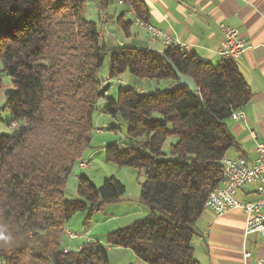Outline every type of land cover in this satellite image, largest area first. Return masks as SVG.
Here are the masks:
<instances>
[{
	"label": "trees",
	"instance_id": "trees-1",
	"mask_svg": "<svg viewBox=\"0 0 264 264\" xmlns=\"http://www.w3.org/2000/svg\"><path fill=\"white\" fill-rule=\"evenodd\" d=\"M90 1L0 0V73L11 80L3 95L14 125L0 133V233L13 238L0 241V264H108L110 248L130 249L148 264H199L193 225L222 181L226 151L236 145L225 120L250 101V88L235 61L212 64L169 45L163 54L193 78L197 94L178 86L160 52L100 31L104 14L129 37L136 18L148 21L143 0H94L98 21L85 17ZM106 56L109 79L127 72L154 88L139 93L118 82L116 96L107 95L114 84L98 73ZM99 101L104 114L126 123L120 141L103 147L105 159L144 175L140 200L148 213L108 233L104 243L65 251L67 219L78 212L89 219L126 191L114 176L97 186L79 174V200L64 196L68 176L90 146Z\"/></svg>",
	"mask_w": 264,
	"mask_h": 264
},
{
	"label": "crops",
	"instance_id": "crops-1",
	"mask_svg": "<svg viewBox=\"0 0 264 264\" xmlns=\"http://www.w3.org/2000/svg\"><path fill=\"white\" fill-rule=\"evenodd\" d=\"M143 1L147 6L148 22L151 25L165 36L186 45L188 52H195L212 64L220 60L217 54L223 40L220 25L238 29L247 47L235 62L250 88L251 99L241 109L242 118L230 117L225 120V126L234 137L236 145L226 151L224 158L243 157L249 164L254 163L255 144L257 141L264 142V0ZM126 15L132 18L130 12ZM108 20L109 22L104 24V21L102 22L106 28V33L103 34L106 38L109 36L108 38H114L118 43H130L146 46L158 52L163 51L162 38L153 37L147 30L135 24L131 26L130 35L126 38L116 23L111 21L112 18ZM110 23L115 26V30L110 28ZM117 81L126 86L144 89H153L155 86L154 82L137 80L127 72L119 79L111 80L112 84L118 83ZM165 84L160 82L158 86ZM110 90L107 91V95H110ZM101 114L112 118L102 111ZM250 131L255 132L256 138L250 135ZM255 197L253 186L244 187L236 192V198L239 200H253ZM245 225L246 216L241 209H230L222 215H216L204 207L193 225L195 234L191 245L194 258L199 264H244L256 258L264 259V235L259 232L246 234ZM89 236L91 240L102 242L96 235ZM67 243L64 241V244ZM119 249H123L126 255L124 264H148L136 257L132 250ZM245 250L251 254L246 260L242 256Z\"/></svg>",
	"mask_w": 264,
	"mask_h": 264
},
{
	"label": "rangeland",
	"instance_id": "rangeland-1",
	"mask_svg": "<svg viewBox=\"0 0 264 264\" xmlns=\"http://www.w3.org/2000/svg\"><path fill=\"white\" fill-rule=\"evenodd\" d=\"M113 7V6H112ZM112 10V8H111ZM110 10V11H111ZM85 17L90 21H98L99 13L97 11L96 2L94 0L87 4ZM107 17L100 16V31L106 33L104 22ZM127 19L129 17L127 16ZM104 21V22H103ZM103 24L101 25V23ZM110 28L115 30V26L111 25ZM107 27V25H106ZM0 63V69H1ZM109 72L108 56L105 57L101 67L98 70L99 76L103 82ZM0 133L9 134L12 131L13 124L11 116L4 107L5 97L3 90L5 87L11 86V80L4 72L0 73ZM118 84H114L110 90V96H116V89ZM114 87V88H113ZM102 101L98 102L97 110L93 114L94 129L92 130L90 146L85 150L83 160L87 161L86 168H80L78 163L75 164L72 173L68 176L65 183L64 196L67 199L79 200L76 191L77 187V174H84L91 178L97 185H101L104 178L114 176L120 180L126 187L125 193L118 201L106 203L98 211L92 212L87 219L86 212H78L67 219L66 224L70 230L75 233H84L88 230V236L84 238L67 239L63 236V241L68 242L71 250H75L79 245L86 243L89 235H96L105 242L108 233L113 230L133 224L136 220L144 218L147 213V207L140 200L141 182L144 180V175L139 170L129 166H116L114 163L105 159L104 146L110 142H119L121 137L125 134L126 123L117 118H107L101 114ZM119 125L120 128L115 131L109 130L110 125ZM169 140L164 144L163 151L167 152L169 147ZM90 157H92L90 159ZM92 232V233H91ZM94 237V236H93ZM123 249L111 248L108 250V264H124L126 258Z\"/></svg>",
	"mask_w": 264,
	"mask_h": 264
},
{
	"label": "built area",
	"instance_id": "built-area-1",
	"mask_svg": "<svg viewBox=\"0 0 264 264\" xmlns=\"http://www.w3.org/2000/svg\"><path fill=\"white\" fill-rule=\"evenodd\" d=\"M119 3L122 0H118ZM134 24L139 28L148 31L153 37H160L163 40L164 47L174 45L181 51H187V46L179 41L165 36L160 30L156 29L148 21H143L136 18ZM223 34V40L217 49V54L220 59L236 61L242 52L246 49V41L239 35L237 28L229 25H220ZM112 79L106 78V81L112 84ZM119 82V81H117ZM107 83V82H106ZM135 91L144 92V88H136ZM243 117L242 110H235L231 114V118L240 119ZM250 135L256 138L254 131H250ZM256 159L254 163H248L243 157L223 158L222 159V181L213 188L208 194L204 202V207L213 211L216 215H222L230 209H241L246 216L245 233H262L264 235V142L257 141L255 144ZM80 168L87 167V161L83 158L78 162ZM247 186H253L256 197L253 200H239L236 198V192ZM88 232L75 233L68 227L64 229V236L67 239L77 237L84 238L88 236ZM93 241L87 238L86 242ZM79 245L75 250L83 247ZM65 251L71 250L70 245L64 244ZM244 260L250 258L251 254L248 251H243ZM244 264H264L263 258H256L252 262H244Z\"/></svg>",
	"mask_w": 264,
	"mask_h": 264
},
{
	"label": "water",
	"instance_id": "water-1",
	"mask_svg": "<svg viewBox=\"0 0 264 264\" xmlns=\"http://www.w3.org/2000/svg\"><path fill=\"white\" fill-rule=\"evenodd\" d=\"M159 56H160V58H162L164 60V62L168 65V67L171 69V71L173 72V74L177 78V80H178L177 85L178 86H185L190 91L194 92V94H197V85H196L195 81L193 80V78L186 75V74L181 73L176 68V66L173 64V62L163 54V52H160Z\"/></svg>",
	"mask_w": 264,
	"mask_h": 264
},
{
	"label": "clouds",
	"instance_id": "clouds-1",
	"mask_svg": "<svg viewBox=\"0 0 264 264\" xmlns=\"http://www.w3.org/2000/svg\"><path fill=\"white\" fill-rule=\"evenodd\" d=\"M12 239L13 238L11 235L0 233V241L4 242L5 244H10L12 242Z\"/></svg>",
	"mask_w": 264,
	"mask_h": 264
}]
</instances>
